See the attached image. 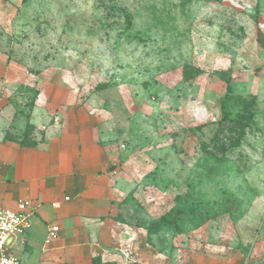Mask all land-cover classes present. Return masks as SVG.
Segmentation results:
<instances>
[{
  "label": "rangeland",
  "instance_id": "rangeland-1",
  "mask_svg": "<svg viewBox=\"0 0 264 264\" xmlns=\"http://www.w3.org/2000/svg\"><path fill=\"white\" fill-rule=\"evenodd\" d=\"M55 96L74 112L61 122ZM60 125L116 147L106 172L128 197L109 214L142 230L143 263L264 264V0H0V183L16 202L39 208L15 157L51 152L56 171Z\"/></svg>",
  "mask_w": 264,
  "mask_h": 264
},
{
  "label": "crops",
  "instance_id": "crops-1",
  "mask_svg": "<svg viewBox=\"0 0 264 264\" xmlns=\"http://www.w3.org/2000/svg\"><path fill=\"white\" fill-rule=\"evenodd\" d=\"M11 69L7 70L8 82L19 85L20 78ZM64 100L58 96L53 98L52 116L56 122L62 116L70 118L74 113L71 109V113L68 111L62 115L60 104ZM73 101L70 99L71 105ZM54 132L55 144L52 142L47 147L58 144L59 149L52 150L55 153L51 157L56 171L43 162L48 161L51 152L29 149L22 152L20 157L10 153L11 160L15 157L20 161L21 176L27 180L26 184L21 183L24 190L20 193L39 204L22 243L13 245L15 255L22 264H148V261H142V230L136 226L126 227L117 216L109 214L113 207L111 202L117 205L128 197L127 189L117 187L106 172L116 169L113 165L115 155L112 153L116 147H110L106 137H101L99 130L94 128L74 129L60 125ZM34 160L37 172L34 171ZM34 173L45 178L35 183ZM0 187V206L13 207L17 195L8 196L9 189L2 190L4 185L1 183ZM18 187L14 189L19 191ZM37 192L39 200H36ZM3 196H6L8 204L1 202L5 199ZM52 224L59 227L58 238L46 244V234ZM50 243L52 245L48 247ZM125 245H129L130 250L122 252V249H126ZM118 250L123 255L126 253L128 261L132 263L125 261L127 258L124 259ZM86 259L88 261L84 262Z\"/></svg>",
  "mask_w": 264,
  "mask_h": 264
},
{
  "label": "built area",
  "instance_id": "built-area-1",
  "mask_svg": "<svg viewBox=\"0 0 264 264\" xmlns=\"http://www.w3.org/2000/svg\"><path fill=\"white\" fill-rule=\"evenodd\" d=\"M36 211V206L28 200L17 201L13 207L0 206V264H22L13 252V245L22 243ZM58 233V226L49 227L48 240L56 239Z\"/></svg>",
  "mask_w": 264,
  "mask_h": 264
},
{
  "label": "trees",
  "instance_id": "trees-1",
  "mask_svg": "<svg viewBox=\"0 0 264 264\" xmlns=\"http://www.w3.org/2000/svg\"><path fill=\"white\" fill-rule=\"evenodd\" d=\"M240 119H242V118H240ZM165 217H162L160 220L161 221H164L165 219H164ZM158 224H155L154 226L156 227Z\"/></svg>",
  "mask_w": 264,
  "mask_h": 264
}]
</instances>
